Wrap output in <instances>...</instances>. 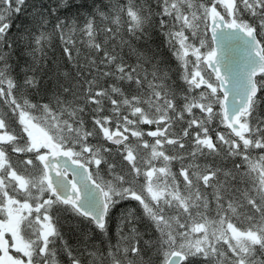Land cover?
Masks as SVG:
<instances>
[{"label":"snow or ice","instance_id":"obj_1","mask_svg":"<svg viewBox=\"0 0 264 264\" xmlns=\"http://www.w3.org/2000/svg\"><path fill=\"white\" fill-rule=\"evenodd\" d=\"M0 264H264V0H0Z\"/></svg>","mask_w":264,"mask_h":264},{"label":"trees","instance_id":"obj_2","mask_svg":"<svg viewBox=\"0 0 264 264\" xmlns=\"http://www.w3.org/2000/svg\"><path fill=\"white\" fill-rule=\"evenodd\" d=\"M21 19H22V18H21ZM17 23H19V21H17ZM56 55H57V56L60 55L59 47H57V49H56ZM74 240H75V237L72 236L70 242H74Z\"/></svg>","mask_w":264,"mask_h":264}]
</instances>
